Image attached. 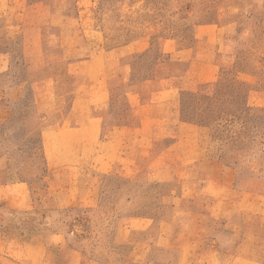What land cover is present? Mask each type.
Instances as JSON below:
<instances>
[{"label":"rangeland","instance_id":"1","mask_svg":"<svg viewBox=\"0 0 264 264\" xmlns=\"http://www.w3.org/2000/svg\"><path fill=\"white\" fill-rule=\"evenodd\" d=\"M0 264H264V0H0Z\"/></svg>","mask_w":264,"mask_h":264},{"label":"crops","instance_id":"2","mask_svg":"<svg viewBox=\"0 0 264 264\" xmlns=\"http://www.w3.org/2000/svg\"><path fill=\"white\" fill-rule=\"evenodd\" d=\"M210 26V24H204V25H199L197 27L203 28V27H207ZM117 49H113L111 52L114 53L116 52ZM2 71V70H1ZM150 81V80H149ZM151 83V82H150ZM83 84V85H82ZM82 84H80L77 89L75 90V94H74V100H73V105H72V110H70L68 115L64 116V122L62 123L63 125L59 126L58 128H60L61 130H63L66 133H75L77 132V130L82 131H88L87 128L89 127H93L95 129L91 131V135L93 138V141L91 142V145L100 143L102 146L103 145V141H98L96 142V138L99 135L102 127H103V123L104 120L106 119V117L102 114V113H91L90 112V108H88V110H84V107L86 106L87 103V107L89 104H93V102H98V98H100V96L103 97V95L105 94V91H103V89H105L104 87L101 88V90L99 89V87L97 86L96 89L97 90H93L91 89L89 86V84H85L82 82ZM147 83L145 82V85ZM130 87L133 86H128V100L129 103L131 104V108L133 110L131 111H135L134 114L130 115L128 114L126 117L122 116L115 118L117 120V122L115 124H113L108 132H109V140H106L107 144H113V143H117V137L120 136V134H131V135H135L137 132L140 135H146L147 134V123L145 121L148 120V115L149 113L146 112V110L150 109L151 107H153V100L151 98L152 94L150 91L148 92V94H143L140 95L138 89L136 91H134L135 93L138 94V98H137V102L131 98L130 94L133 91H130ZM135 89V88H134ZM164 91H160V93H163ZM38 95V94H37ZM94 98L96 100H94ZM80 102L82 104V108L81 110H74L76 103ZM84 105V106H83ZM55 115V114H54ZM62 117L59 116L58 118ZM51 118V117H50ZM74 119H79L80 121H86L85 124L84 122L80 123V126H74L73 124H69V120H74ZM137 120V123H136ZM66 121V122H65ZM86 127V128H85ZM138 130V131H137ZM176 130V129H175ZM184 133L185 131L181 128V129H177V131H175V141L173 143L170 144L169 148H167L166 150H164V152H169V149H176L177 147H179L180 145L182 146L183 143V137H184ZM157 134H161V133H157ZM164 135V133H162ZM42 135H43V148H44V152L46 154V159H47V164L49 166H63V163H57V156L54 154H50V149L48 146V144H46L47 142V137H49L50 135V129H48L46 126L42 129ZM99 137V136H98ZM95 138V140H94ZM122 140V138H120ZM105 141V140H104ZM117 147H119L117 145ZM112 148V147H111ZM113 152V149L111 150ZM129 152V150H128ZM56 160V161H55ZM64 166H66V164H64Z\"/></svg>","mask_w":264,"mask_h":264}]
</instances>
